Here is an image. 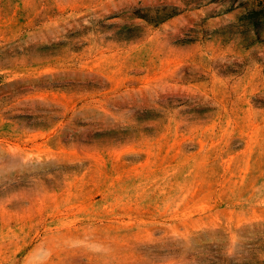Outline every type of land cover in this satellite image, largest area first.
<instances>
[{"label":"rangeland","instance_id":"obj_1","mask_svg":"<svg viewBox=\"0 0 264 264\" xmlns=\"http://www.w3.org/2000/svg\"><path fill=\"white\" fill-rule=\"evenodd\" d=\"M226 4L0 0V264H264V39Z\"/></svg>","mask_w":264,"mask_h":264},{"label":"trees","instance_id":"obj_2","mask_svg":"<svg viewBox=\"0 0 264 264\" xmlns=\"http://www.w3.org/2000/svg\"><path fill=\"white\" fill-rule=\"evenodd\" d=\"M213 1V0H207ZM242 6V11L235 15V19L225 23V30L233 31L237 33L245 44H250L255 41H261L264 39V0L260 4L256 5H244L242 0H227L226 6L223 10H228L233 7ZM180 9L175 5L157 4L147 7H132L128 10L130 16L138 17L143 22L150 25H156L165 18L179 12ZM121 32L114 35L116 39H130L135 37L136 34L127 32L130 28L126 25H120ZM236 264H249L245 260L237 261ZM253 264V263H250Z\"/></svg>","mask_w":264,"mask_h":264}]
</instances>
